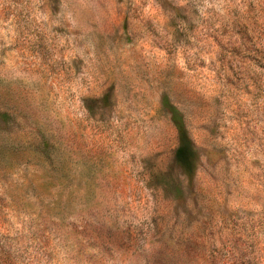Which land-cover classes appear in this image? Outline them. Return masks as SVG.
<instances>
[{
    "label": "rangeland",
    "instance_id": "rangeland-1",
    "mask_svg": "<svg viewBox=\"0 0 264 264\" xmlns=\"http://www.w3.org/2000/svg\"><path fill=\"white\" fill-rule=\"evenodd\" d=\"M0 264H264V0H0Z\"/></svg>",
    "mask_w": 264,
    "mask_h": 264
}]
</instances>
